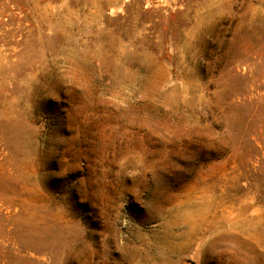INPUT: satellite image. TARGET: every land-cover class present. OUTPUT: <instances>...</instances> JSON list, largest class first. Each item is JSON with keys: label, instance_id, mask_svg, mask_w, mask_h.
Returning a JSON list of instances; mask_svg holds the SVG:
<instances>
[{"label": "rangeland", "instance_id": "374dc122", "mask_svg": "<svg viewBox=\"0 0 264 264\" xmlns=\"http://www.w3.org/2000/svg\"><path fill=\"white\" fill-rule=\"evenodd\" d=\"M0 264H264V0H0Z\"/></svg>", "mask_w": 264, "mask_h": 264}, {"label": "trees", "instance_id": "16d2710c", "mask_svg": "<svg viewBox=\"0 0 264 264\" xmlns=\"http://www.w3.org/2000/svg\"><path fill=\"white\" fill-rule=\"evenodd\" d=\"M202 154H205V156L203 157V162H206L209 160L218 159L219 157H221L223 152H219L217 146L214 145L212 148L205 146Z\"/></svg>", "mask_w": 264, "mask_h": 264}]
</instances>
